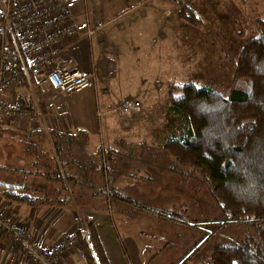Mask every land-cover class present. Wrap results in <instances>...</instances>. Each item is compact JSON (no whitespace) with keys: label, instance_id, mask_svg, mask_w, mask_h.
Here are the masks:
<instances>
[{"label":"crops","instance_id":"0c3cea01","mask_svg":"<svg viewBox=\"0 0 264 264\" xmlns=\"http://www.w3.org/2000/svg\"><path fill=\"white\" fill-rule=\"evenodd\" d=\"M178 1L66 0L76 25L82 29L94 28L95 32L91 37L81 38L59 57V61L77 63L93 72L92 85L64 100H57L48 86L41 85L35 76L27 78L24 85L9 90V99L28 101L36 116L33 121L20 117L0 120V132L7 133L14 146L15 140L18 141L13 150L19 159L16 166L34 171L35 175L34 187L25 184L13 189L18 190L17 195H30L41 204L9 198L7 189L12 187L0 184V212L8 215L45 249H52L62 237L85 231L84 215L87 214L95 221L110 264H133L130 251L134 249L137 255L139 253L138 244L131 237L126 238L133 249L128 248L124 238L122 246L119 245L118 230L109 215H92L88 208L80 209L71 204L81 195L76 187L80 171L75 167L72 150L64 149L70 173L65 171L61 176L58 170L63 171L62 156L55 147L62 144L61 139L68 136L69 130H85L86 134L82 135L87 138L105 135V139L111 141L114 137L112 122L117 113L112 112L113 108L126 98L140 99L146 105L147 100L156 97L173 79L208 80L224 86L233 84L235 57L250 35V9L256 5L264 11V0H182L204 18L203 25H193L182 19ZM237 22L244 26V34L236 30ZM132 79L135 84L129 88L125 86ZM89 88L91 92L80 95ZM117 90L121 93H116ZM31 142L37 144L38 152L25 151L31 152L28 149ZM35 161H39L36 166ZM42 171H57L60 176ZM66 174H76L77 179H68ZM125 178L115 180V185L123 187ZM130 179L137 181L132 176ZM26 188L39 190L36 191L38 195L25 191ZM63 199L71 205L60 204ZM121 247L130 261L112 257L111 252L115 248L116 253L122 251ZM136 263L144 264L140 259ZM0 264H33L12 235L1 229ZM59 264H87V261L78 245L63 254Z\"/></svg>","mask_w":264,"mask_h":264},{"label":"rangeland","instance_id":"374dc122","mask_svg":"<svg viewBox=\"0 0 264 264\" xmlns=\"http://www.w3.org/2000/svg\"><path fill=\"white\" fill-rule=\"evenodd\" d=\"M132 83L135 84L133 79L125 86L129 88ZM91 91L86 89L80 95ZM114 115L111 141L105 135L87 138L82 135L85 130H69L68 136L74 135L64 149L72 150L75 167L80 171L77 175H81L76 182L81 195L71 204L88 208L92 215H109L118 230L120 246L124 238L128 248L133 249L126 237L133 238L139 250L138 255L134 249L130 251L133 264L139 259L144 264H212V253L219 245L244 244L264 249V224L230 220L209 180L195 168H178L174 157L161 149L174 123L166 88L143 104L140 117L130 126L125 127L121 117ZM15 146L7 133L0 132V182L34 187V171L16 166L19 159L13 154ZM61 156L70 173L67 154L61 151ZM124 177L123 187L116 186L115 180ZM29 190L38 195L39 190L25 191ZM121 250L116 253L115 248L112 257L130 261L123 247Z\"/></svg>","mask_w":264,"mask_h":264},{"label":"trees","instance_id":"16d2710c","mask_svg":"<svg viewBox=\"0 0 264 264\" xmlns=\"http://www.w3.org/2000/svg\"><path fill=\"white\" fill-rule=\"evenodd\" d=\"M178 2L182 19L193 25L205 23L197 11L182 0ZM249 16L250 35L235 57L231 86L191 79L166 83L174 123L160 147L174 157L178 168H195L209 180L230 220L264 224V11L254 5ZM235 28L244 34L240 23ZM21 103L32 110L28 101ZM70 138H62V144L55 146L60 154ZM37 147L31 142L28 149L34 153ZM60 160L63 171L58 173L63 176L65 161ZM50 172L42 171L59 178L57 171ZM67 177L73 180L77 176ZM7 192L9 198L41 204L30 195H17L13 188ZM64 203L68 205L64 199L60 201ZM84 223L85 231L79 230L74 236L87 264H110L94 219L85 214ZM212 264H264V249L219 245L212 253Z\"/></svg>","mask_w":264,"mask_h":264},{"label":"built area","instance_id":"2783aa9c","mask_svg":"<svg viewBox=\"0 0 264 264\" xmlns=\"http://www.w3.org/2000/svg\"><path fill=\"white\" fill-rule=\"evenodd\" d=\"M94 28H79L66 0H0V120L20 117L33 121L34 112L21 101L8 98L13 86L24 85L35 76L48 86L57 100L71 98L93 83L94 73L77 63L63 64L59 57ZM143 101L126 98L113 110L125 125L140 117ZM0 229L12 235L19 249L33 264H59L60 257L78 246L75 236H65L52 249L28 236L6 214L0 212Z\"/></svg>","mask_w":264,"mask_h":264},{"label":"water","instance_id":"95a60500","mask_svg":"<svg viewBox=\"0 0 264 264\" xmlns=\"http://www.w3.org/2000/svg\"><path fill=\"white\" fill-rule=\"evenodd\" d=\"M0 184H2L5 187H12V188L20 187V186H16V185H10V184L1 183V182H0Z\"/></svg>","mask_w":264,"mask_h":264}]
</instances>
